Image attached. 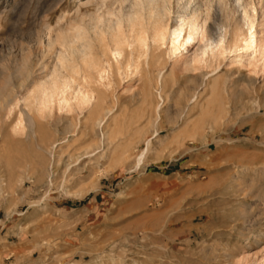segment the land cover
Segmentation results:
<instances>
[{
	"label": "rangeland",
	"instance_id": "rangeland-1",
	"mask_svg": "<svg viewBox=\"0 0 264 264\" xmlns=\"http://www.w3.org/2000/svg\"><path fill=\"white\" fill-rule=\"evenodd\" d=\"M95 1L0 0V264H263L264 55L229 34L188 69L151 43L150 66L75 77L89 106L72 86L40 108L18 65L52 61ZM246 2L260 36L264 0Z\"/></svg>",
	"mask_w": 264,
	"mask_h": 264
},
{
	"label": "bare ground",
	"instance_id": "bare-ground-1",
	"mask_svg": "<svg viewBox=\"0 0 264 264\" xmlns=\"http://www.w3.org/2000/svg\"><path fill=\"white\" fill-rule=\"evenodd\" d=\"M232 1L234 8L228 9L225 0H97L95 1L97 8L93 12L81 11L80 14L78 11V15L70 21L67 19L69 21L67 23H63L66 15L60 17L59 23L63 24L59 26L54 36H49L48 46L45 45L52 61L43 64L39 70H34L31 61L26 58L21 61L17 70L28 77H34L32 97L37 99L40 108L43 106L48 108L57 97L56 94L65 95L66 89L72 88L76 76L86 79L97 74L102 77L103 73L110 71L111 55L117 59L116 62L122 63L124 58L127 66L134 64L137 69L141 58L144 57L143 63L150 66L154 57L150 52L151 43L161 46L169 41L171 44L169 54L180 53V57H186L185 65L188 69L193 68L191 60L198 55L201 58L209 55V52H213L228 39L229 34L235 46L242 41L245 43L243 48L260 50L264 55V34L258 35L257 16L254 12L256 8L251 4L250 6L246 0ZM214 3H217L221 14L224 12L226 14L225 19L218 23L217 29L220 32L216 36L215 16L219 12L218 10L213 12L214 6L216 7ZM237 11L238 16H232ZM172 18L174 24L171 27L169 20ZM39 41L43 44L41 40ZM195 44L197 48L189 55L191 47ZM129 47L130 51L127 50ZM37 71L39 72L35 74ZM162 71H159V75ZM74 89L75 98H82L81 101L88 106L92 104L94 98L92 93L88 90L84 92L80 88ZM64 95L63 102L68 103ZM66 103L64 104L68 105ZM83 106L85 107L82 105L81 110ZM109 113L110 110H107L106 116ZM28 119V124L30 123L31 128L34 127L36 122L32 121L31 117ZM145 151L142 155L146 153ZM142 155L138 158L141 161Z\"/></svg>",
	"mask_w": 264,
	"mask_h": 264
}]
</instances>
